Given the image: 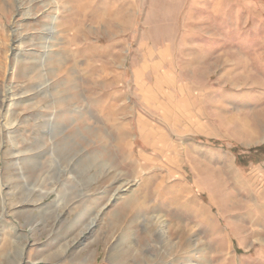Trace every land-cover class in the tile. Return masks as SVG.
I'll use <instances>...</instances> for the list:
<instances>
[{
  "label": "rangeland",
  "instance_id": "obj_1",
  "mask_svg": "<svg viewBox=\"0 0 264 264\" xmlns=\"http://www.w3.org/2000/svg\"><path fill=\"white\" fill-rule=\"evenodd\" d=\"M0 264H264V0H0Z\"/></svg>",
  "mask_w": 264,
  "mask_h": 264
},
{
  "label": "crops",
  "instance_id": "obj_2",
  "mask_svg": "<svg viewBox=\"0 0 264 264\" xmlns=\"http://www.w3.org/2000/svg\"><path fill=\"white\" fill-rule=\"evenodd\" d=\"M161 59H162V56H161V58H159V60H155V61H154V64H155V65H160V63L162 62Z\"/></svg>",
  "mask_w": 264,
  "mask_h": 264
},
{
  "label": "bare ground",
  "instance_id": "obj_3",
  "mask_svg": "<svg viewBox=\"0 0 264 264\" xmlns=\"http://www.w3.org/2000/svg\"><path fill=\"white\" fill-rule=\"evenodd\" d=\"M46 36V35H45ZM45 45V44H44ZM46 45H47V43H46ZM51 46V45H50ZM49 47V46H48ZM47 52V51H46Z\"/></svg>",
  "mask_w": 264,
  "mask_h": 264
}]
</instances>
